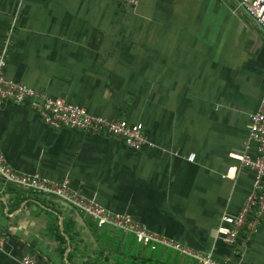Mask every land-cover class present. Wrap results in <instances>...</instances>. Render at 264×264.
I'll list each match as a JSON object with an SVG mask.
<instances>
[{"label": "crops", "instance_id": "0c3cea01", "mask_svg": "<svg viewBox=\"0 0 264 264\" xmlns=\"http://www.w3.org/2000/svg\"><path fill=\"white\" fill-rule=\"evenodd\" d=\"M5 76L104 118L141 121L152 147L51 129L27 103L0 104V150L19 172L66 178L71 189L145 229L232 263L264 264V218L235 244L216 236L251 173L220 179L247 143L264 86V33L234 0H0ZM189 153L194 154L190 162ZM0 264H196L66 203L0 179Z\"/></svg>", "mask_w": 264, "mask_h": 264}, {"label": "built area", "instance_id": "2783aa9c", "mask_svg": "<svg viewBox=\"0 0 264 264\" xmlns=\"http://www.w3.org/2000/svg\"><path fill=\"white\" fill-rule=\"evenodd\" d=\"M112 1L124 7H133L137 2V0ZM234 1L264 33V0ZM8 43L9 40L6 37L0 46V104L2 102L15 105L27 103L36 111L40 121L51 129L67 128L115 137L132 150L153 146L143 132L141 121L96 116L76 103L36 92L8 79L4 74ZM246 133L247 140L254 144L253 155L249 153V146L245 143L240 150H233L227 154L230 163L219 174L220 179H229L233 178L236 172L246 170L252 176L250 188L236 212H223L218 217L216 236L228 246L235 244L240 233L244 234L245 239L250 238L257 232L264 218V86L256 110L248 115ZM193 159V153L187 154L186 160L191 162ZM0 179L4 183L56 198L89 218L96 227L115 228L131 235L150 249L156 246L166 247L191 258L196 264H246L217 259L210 251H197L160 232L147 230L129 214L109 210L95 200L84 197L77 190L71 189L66 178L51 179L38 172H19L8 163L1 150ZM2 241L3 234L0 231V245ZM19 263L35 264L28 254L20 256Z\"/></svg>", "mask_w": 264, "mask_h": 264}]
</instances>
